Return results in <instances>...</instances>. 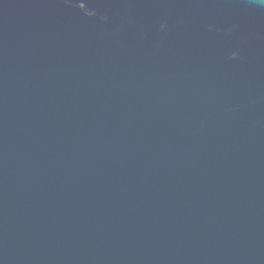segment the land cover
I'll return each mask as SVG.
<instances>
[{
  "label": "water",
  "instance_id": "1",
  "mask_svg": "<svg viewBox=\"0 0 264 264\" xmlns=\"http://www.w3.org/2000/svg\"><path fill=\"white\" fill-rule=\"evenodd\" d=\"M0 264H264V0H0Z\"/></svg>",
  "mask_w": 264,
  "mask_h": 264
}]
</instances>
